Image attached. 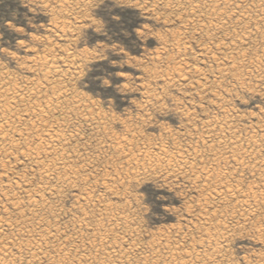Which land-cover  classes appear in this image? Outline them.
I'll use <instances>...</instances> for the list:
<instances>
[{
  "label": "rangeland",
  "instance_id": "rangeland-1",
  "mask_svg": "<svg viewBox=\"0 0 264 264\" xmlns=\"http://www.w3.org/2000/svg\"><path fill=\"white\" fill-rule=\"evenodd\" d=\"M195 1L0 0L2 264H264V0Z\"/></svg>",
  "mask_w": 264,
  "mask_h": 264
},
{
  "label": "bare ground",
  "instance_id": "bare-ground-1",
  "mask_svg": "<svg viewBox=\"0 0 264 264\" xmlns=\"http://www.w3.org/2000/svg\"><path fill=\"white\" fill-rule=\"evenodd\" d=\"M197 1V0H196ZM196 1H195V3H196ZM199 1V0H198ZM214 1V0H213ZM219 1H222V0H218L217 1V3L219 2ZM224 1V0H223ZM230 1H232V0H230ZM188 4H189V6H190V8H191V4L190 3H193L194 2V0H188ZM208 2L210 3V1L208 0ZM225 3L227 2L226 0L224 1ZM203 3H204V0H203ZM202 3V4H203ZM206 3V2H205ZM204 3V4H205ZM215 3V2H214ZM222 3V2H221ZM220 2H219V4H221ZM203 4V5H204ZM206 4H208V3H206ZM223 4V3H222ZM229 4V3H228ZM193 5V4H192ZM196 4H194V6H195ZM200 5V4H199ZM214 5V4H213ZM224 5V4H223ZM230 5V4H229ZM217 6H219V5H216V7ZM222 6V5H221ZM201 7V9H202V6H199V7H195V8H200ZM207 7V6H206ZM223 7V6H222ZM227 7V6H226ZM255 7V6H254ZM193 8V7H192ZM208 8V10H209V7H207ZM225 7H223V9H224ZM261 8H262V5H261ZM226 9V8H225ZM236 9V8H235ZM191 10V9H190ZM205 10V9H204ZM215 10H216V8H215ZM196 11V10H195ZM200 10H197V12H199ZM210 11H213V10H211V8H210ZM209 11V12H210ZM251 11V10H250ZM193 12H194V10H193ZM193 12H192V15H193ZM196 12V13H197ZM201 12V11H200ZM214 12V11H213ZM227 12V11H226ZM202 13V12H201ZM222 13V12H221ZM200 14V13H199ZM209 15L211 14V13H208ZM219 14V13H218ZM194 15H195V13H194ZM212 15H213V13H212ZM200 17V16H199ZM227 17V16H226ZM229 17V16H228ZM231 18V17H230ZM241 18H239V20H240ZM247 19V18H246ZM261 20V19H260ZM259 20V21H260ZM245 21V20H244ZM239 22V21H238ZM256 22H258V21H256ZM255 22V23H256ZM242 23V22H241ZM245 25V24H244ZM243 25V26H244ZM260 26V25H259ZM263 28V27H262ZM256 29V28H255ZM259 29V28H258ZM258 29H256V30H258ZM251 30V29H250ZM246 31V30H245ZM250 32V31H249ZM252 33V32H251ZM245 34V33H244ZM245 37H247V36H245ZM249 37V36H248ZM237 39V38H236ZM217 45V44H216ZM235 46V45H234ZM242 56V55H241ZM264 57V56H263ZM1 90H4V89H1ZM8 90H4V91H1L0 92V116H2V120L4 121V122H1L0 123V144L3 146V144L5 145V140H7V137L5 138V136H4V134H5V128L9 125V123L7 122V119H8V117L6 116H4L7 112H9V107L7 106V108H6V105H5V103H3V100H2V98L5 96V93L7 92ZM48 103H50V102H48ZM47 103V104H48ZM50 106V105H49ZM28 110L26 109V111L24 110V112H27ZM49 111V110H48ZM44 112V111H43ZM42 112V113H43ZM9 114V113H8ZM10 115V114H9ZM8 115V116H9ZM10 119V118H9ZM40 119H41V117H40ZM6 120V121H5ZM40 121H42V120H40ZM42 123V122H41ZM8 129H10V127L8 126L7 127ZM48 128V127H47ZM51 128V127H50ZM53 129V128H52ZM6 131H8L7 129H6ZM3 132H4V134H3ZM54 132V131H53ZM57 132V131H56ZM49 133V132H48ZM51 133V132H50ZM55 133V132H54ZM54 133H53V135H54ZM59 133V132H58ZM230 133V132H229ZM6 134H8V136H9V134L10 133H8V132H6ZM18 135H20L19 133H17ZM46 134H47V132H46ZM52 134V133H51ZM60 135V134H59ZM17 136V135H16ZM22 136V135H21ZM48 136L50 137L51 135H49L48 134ZM56 135H54V137H55ZM61 136V135H60ZM234 136V135H233ZM46 137H47V135H46ZM49 137H47V138H49ZM52 137V136H51ZM50 137V138H51ZM53 137V138H54ZM57 137H58V135H57ZM60 138V137H59ZM221 138V137H220ZM8 139L10 140V138L8 137ZM222 139V138H221ZM233 139V138H232ZM9 140H7V142L9 141ZM48 140L49 139H47V142H48ZM52 140V139H51ZM53 140H55V139H53ZM57 140V139H56ZM239 140V139H238ZM43 141H46V140H43ZM43 141H42V143H43ZM50 141V140H49ZM228 141V140H227ZM46 142V143H47ZM3 143V144H2ZM12 143V142H11ZM50 143V142H49ZM57 143H58V141H57ZM254 143V142H253ZM10 144V143H9ZM53 144H54V142H53ZM222 144H223V141H222ZM226 144V143H225ZM232 144H233V142H232ZM251 144V143H250ZM49 145H51L52 146V143L51 144H49ZM57 144H55V146H56ZM6 146H8L7 145V143H6ZM40 147H41V145H39ZM46 146H48V144L46 145ZM235 145H233V147H234ZM237 146V145H236ZM10 147V146H9ZM49 147V146H48ZM45 149H46V147H44ZM227 148V147H226ZM236 148V147H235ZM240 148V147H239ZM4 149V148H3ZM52 149V148H51ZM233 149V148H232ZM237 149V148H236ZM253 149V148H252ZM44 150V149H43ZM43 150H42V152H43ZM47 150V149H46ZM55 150V149H54ZM254 150V149H253ZM37 151V150H36ZM40 151V150H39ZM51 152H52V150H50ZM50 151H49V153H50ZM59 151V150H58ZM38 152V151H37ZM37 152H36V154H37ZM48 152V151H47ZM54 152V151H53ZM236 152V151H235ZM41 153V152H40ZM44 155H45V150H44ZM48 153V154H49ZM55 153V152H54ZM244 153V152H243ZM47 154V153H46ZM53 154V153H52ZM37 156H38V154H37ZM46 156V155H45ZM52 158V157H51ZM241 158V157H240ZM227 159V158H226ZM234 160H235V158H234ZM62 164V163H61ZM55 165V164H54ZM54 168V167H53ZM60 168V167H59ZM71 169V168H70ZM46 171H47V169H46ZM49 171L51 172V170L49 169ZM53 171V170H52ZM49 172V173H50ZM73 173V172H72ZM45 173L43 172V175H44ZM46 175H48L47 173H46ZM46 175H44V176H46ZM52 175V174H51ZM56 175V174H55ZM58 175H59V173H58ZM61 175V174H60ZM50 176V175H49ZM57 176V175H56ZM48 178V177H47ZM55 178V177H54ZM58 178H59V176H58ZM58 178H56V179H58ZM66 178H68L69 179V177H66ZM65 178V179H66ZM60 180V179H59ZM63 182H65L63 179H61ZM77 180V179H76ZM58 181V180H57ZM66 181H67V179H66ZM39 189V188H38ZM37 189V190H38ZM230 189V188H229ZM41 190H43V189H41ZM49 190V189H48ZM227 189H225V191H226ZM230 190H233L234 191V189H233V187H232V189H230ZM229 191V190H228ZM216 192V191H215ZM231 192V191H230ZM235 192L237 193L238 191H236L235 190ZM251 192V191H250ZM220 193H222V191L220 192ZM223 193H225L224 191H223ZM227 193V192H226ZM218 194V193H217ZM231 194H232V192H231ZM234 194V193H233ZM239 194V193H238ZM237 194V195H238ZM247 194V193H246ZM252 194V193H251ZM251 194L250 195H248L249 197H251ZM27 195V194H26ZM240 195V194H239ZM242 195V194H241ZM242 196H245V195H242ZM247 196V197H248ZM31 197V196H30ZM41 197V196H40ZM241 197V196H240ZM248 197V198H249ZM31 199V198H30ZM237 199H238V196H237ZM244 199L246 200V198L244 197ZM239 200V199H238ZM245 200H240V201H238L239 203L238 204H240V206H244V208H245V206L247 207L248 205L247 204H249L247 201H248V199L245 201ZM38 201V200H37ZM255 201V200H254ZM33 200L31 201V203L33 204ZM256 202V201H255ZM35 203H36V201H35ZM34 203V204H35ZM255 204V203H254ZM249 207V206H248ZM23 224V223H22ZM24 225V224H23ZM51 230V229H50ZM56 231V230H55ZM31 232H33V231H31ZM45 232V231H44ZM27 234V233H26ZM42 234V233H41ZM47 234V233H46ZM30 235V234H29ZM35 236V235H34ZM49 236V235H48ZM52 237H54V236H52ZM216 240V239H215ZM32 243V242H31ZM43 244V243H42ZM38 245V244H37ZM102 245V244H101ZM35 246V245H34ZM21 248V247H20ZM40 248V247H39ZM42 248H43V246H42ZM111 248V247H110ZM39 250V249H38ZM30 251V250H29ZM1 253V252H0ZM41 253H43V252H41ZM111 253V252H110ZM4 254V253H3ZM36 254V253H35ZM12 255V254H11ZM212 255H213V253H212ZM1 256V255H0ZM41 256V255H40ZM119 256H121V255H119ZM123 257H124V255H122ZM121 256V257H122ZM199 256V255H198ZM205 256V255H204ZM209 256H211L210 254H209ZM208 256V257H209ZM214 256H215V254H214ZM7 257V256H6ZM9 257V256H8ZM34 257V256H33ZM38 257V256H37ZM36 257V258H37ZM115 257H118V256H115ZM120 257V258H121ZM122 257V258H123ZM190 257V256H189ZM4 258V257H3ZM40 258V257H39ZM195 258V257H194ZM213 258V257H212ZM117 259V258H116ZM209 259V258H208ZM2 260H3V262L5 261L4 259H2V258H0V264H2L3 262H2ZM34 260V259H33ZM120 260V259H119ZM174 260V259H173ZM40 261V260H39ZM6 262V261H5ZM185 262V261H184ZM188 262V261H187ZM186 263V262H185ZM184 263V264H185ZM27 264V263H26ZM64 264V263H63Z\"/></svg>",
  "mask_w": 264,
  "mask_h": 264
}]
</instances>
